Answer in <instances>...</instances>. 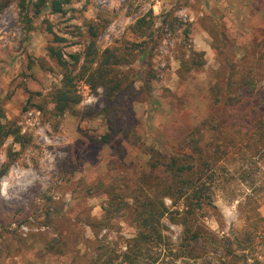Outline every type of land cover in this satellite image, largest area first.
Instances as JSON below:
<instances>
[{"label":"rangeland","instance_id":"obj_1","mask_svg":"<svg viewBox=\"0 0 264 264\" xmlns=\"http://www.w3.org/2000/svg\"><path fill=\"white\" fill-rule=\"evenodd\" d=\"M36 1L22 12L0 0V122L20 130L0 142V264L84 263L96 238L83 221L102 217L108 194L126 188L119 178L134 185L157 151L191 156L183 139L205 120L224 132L199 172L213 195L199 212L211 239L195 245L199 257L182 255L184 228L166 216L172 251L160 261L264 262V0H71L38 15ZM91 45L130 62L129 85L108 99L78 79L81 101L61 114L50 95L63 75L49 48L84 62ZM243 79L256 83L252 97L226 103L229 83ZM112 222L99 238L125 250L138 227L129 214Z\"/></svg>","mask_w":264,"mask_h":264},{"label":"trees","instance_id":"obj_2","mask_svg":"<svg viewBox=\"0 0 264 264\" xmlns=\"http://www.w3.org/2000/svg\"><path fill=\"white\" fill-rule=\"evenodd\" d=\"M15 1L22 12L30 7L29 0ZM70 2L71 0H37L33 5L36 7L35 14L38 15L47 7L51 8L52 13H62ZM49 51L63 75L60 86L50 95L56 110L61 114L73 110L81 101L76 87L78 79H85L92 88L104 87L108 99L118 96L129 85V76L122 67L130 62H125V58L110 49L99 54L91 45L87 49L84 62H80L77 53L69 54L72 60H68L63 52L54 47H50ZM255 90L256 83L252 80L232 81L228 90L230 96L225 101L232 105H242L252 97ZM215 101H219V97ZM1 117L2 114L0 119ZM111 127L113 132L104 135V141H109L113 133H118L119 129H115L114 124ZM217 128L213 120H205L189 138L183 139L185 144L181 147L185 150L188 143L191 144V156L157 151L151 155L148 173H144L134 185V181L130 182L129 178H119V182L126 188L122 193L108 194V200L102 205V217L93 219L89 216L83 221L91 228L96 238V247L81 264H163L160 255L167 249L172 251L163 232L167 229L163 221L166 216L184 228L186 242L180 245V253L191 258L199 257L200 254H192L199 252L195 245L211 239L212 235L201 222L199 212L204 211L206 206L214 207L212 192L199 172L216 159L213 149L220 152L218 143L222 141L224 132L220 129L217 131ZM19 133L18 127L0 122V142L10 135L17 137ZM5 171L6 169L1 172L0 178ZM166 198L171 200L170 207L165 202ZM127 214L133 218L138 232L134 237L124 239L125 250L109 242L106 237L99 238L100 231L111 227L115 217ZM56 241L61 247L65 245L60 238ZM215 247L213 241L211 251L216 250ZM59 251L64 252L61 249ZM79 258L78 256L77 259Z\"/></svg>","mask_w":264,"mask_h":264}]
</instances>
